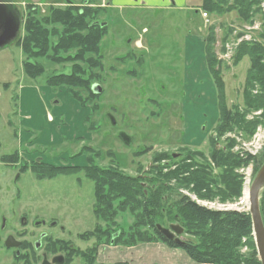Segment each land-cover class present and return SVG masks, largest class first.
<instances>
[{
    "label": "rangeland",
    "instance_id": "374dc122",
    "mask_svg": "<svg viewBox=\"0 0 264 264\" xmlns=\"http://www.w3.org/2000/svg\"><path fill=\"white\" fill-rule=\"evenodd\" d=\"M85 1L14 0L23 22L18 32L21 34L19 43L10 42L0 49V156L14 151L20 156L24 149L20 148L21 139L16 134L21 125L34 124L35 118L37 122L39 118L45 121V125L39 128L43 130L41 140L46 143L49 130L73 125L72 119L63 111L75 108L72 101H64L65 94L69 93L68 87L57 88L50 82L54 76L68 74L79 64L77 66L84 70L79 75L89 80L90 88L98 83L102 92L90 97L86 89L73 87L82 103L79 102L81 106L76 105V108L84 109L86 114L88 112L85 124L83 111L84 114H77L75 122L77 128L82 124V137L79 142L71 140L62 144L60 150L69 154L65 153L64 158L56 160L55 166L50 165L55 167L54 171L47 170L44 175H37L35 173L39 172L34 169V174L27 173L17 184L29 195L24 200L49 213L55 212L58 220L73 232V237L85 231L97 234L100 260L109 261V264L124 261L128 264H199L190 259L182 248L157 240L149 226L138 224L142 221L139 197L110 201L109 196L99 199L98 186H103L101 193L109 194V186L104 185V182H109V175L129 178L133 185L141 186L146 193L154 189L163 191L161 184H167L164 186H169V192L164 191L163 197L168 200L161 203L163 212L160 219L156 218V223L167 228L171 225L182 227L183 233L179 238L184 241H198V236L195 229L185 231L182 217L172 207L179 192L212 209L249 211L250 203L245 201L244 192L247 186L250 188L264 163V117L262 109L250 110L244 106L249 57H244L237 65L234 59L239 42L255 41L264 45L263 4L253 6L248 20L235 8L232 9L234 0L224 4L230 9L222 14L208 13L200 7V11L208 14V22L203 23L204 34H209L210 26L215 27L218 41L215 50L217 55H223L220 74L225 83L228 107H237L245 113L246 120L259 118L260 121L254 132L234 127L217 140V148H227V151L240 155L245 154L244 145L250 146L255 136L261 138L262 146L248 166L234 169L242 181V196L223 200L224 194L220 190L226 191V187L220 178L222 169L212 162V169L204 167L211 159L210 141L218 136L215 131L219 119L218 105L213 97L192 101L184 93L185 35L192 32L194 22L196 26L203 22L199 23L195 12L203 0H193L192 9L184 5L165 7L168 0H88V5ZM175 1L181 3L182 0ZM70 6L94 10L99 6L92 21L107 23L99 52L86 54L91 61L68 60L80 49L54 50L52 46L57 43V37H50V59L29 56L23 51L25 22L30 15L40 18L49 15L51 7L67 9ZM55 27L61 28L49 25L51 29ZM243 36H249L250 40L244 37L240 41ZM56 57L60 62L53 60ZM28 60L35 65H43L44 73L30 76L25 68ZM39 111L42 113L32 116ZM28 137L23 134V140ZM229 138L234 145L230 146ZM49 151L55 153V149L50 148ZM190 154L193 169L210 174L206 183L210 182L211 198H202L195 193V183H186V173L172 179L166 176ZM46 155L49 157L50 154ZM47 157L44 160H48ZM156 158H159L157 163ZM74 163H80L81 167L70 166ZM157 166L161 167V172L156 170ZM100 176H104L106 181ZM201 176L198 175L199 178ZM227 194L231 195V192ZM262 196L264 201V190ZM137 228L145 232V241L139 240L135 232ZM247 251V247L242 248V252Z\"/></svg>",
    "mask_w": 264,
    "mask_h": 264
},
{
    "label": "trees",
    "instance_id": "16d2710c",
    "mask_svg": "<svg viewBox=\"0 0 264 264\" xmlns=\"http://www.w3.org/2000/svg\"><path fill=\"white\" fill-rule=\"evenodd\" d=\"M227 3L228 0H203L202 4L198 6L208 13L222 14V12L230 9L229 6H224ZM261 4H263V0H234L232 9L235 8L244 19L248 20L253 6H259ZM70 7L67 9L51 7L49 15L40 18H36L35 15H30L31 17L27 18L25 22L26 36L23 41V51L28 55L30 54L29 56H45L50 59L51 57L48 52L51 44L50 37H57V43L52 46L54 50L64 49L68 51L74 48L80 49L74 56H69L72 59L67 58L68 60L78 59L84 60L85 62L91 61V58H87L86 54H97L99 52V43L106 30L105 27L93 25L92 23V17L96 15L98 8L94 10L89 7ZM49 25H59L61 28L55 27L51 29ZM205 43L206 60L218 90L219 119L215 127L218 136L212 138L210 141L212 147L210 153L211 159L204 167L212 169V162L216 167L222 169L223 173L220 178L226 187V191L220 190L224 194L222 196L223 200L229 198L238 199L242 196V181L240 175L236 174L234 169L248 166L256 156L232 153L230 150L227 151V148H217L216 143L219 136L225 134L227 131L233 130L234 127L248 133L254 132L260 121L259 118L246 120L245 113H241L237 107L233 109L228 107L225 95V83L220 74L221 59L218 58L217 51L215 50L217 39L214 26L209 27V34L205 38ZM235 53V65L239 64L246 56L250 59V66L244 87V106L250 110L262 109L264 117V45L255 41H243L238 45ZM57 58L53 60L60 62ZM77 65L68 74L54 76L50 82L51 86L57 88L61 86L68 87L69 93L78 102L81 101V98L79 97L80 95L77 96V92L74 90L76 87L78 89H86L90 97H96L98 94H95L90 88L89 80L79 75L84 70L81 66ZM25 68L27 69V73L32 77L44 73L45 70L43 65H35L29 60L26 62ZM229 141L230 146L234 145L233 140L229 138ZM158 161L159 158H156L155 163ZM192 161L191 154L186 156L182 164H177L176 168H174L175 170L167 172V178L172 179L173 176L177 177L180 174L183 175V173H186L188 175L185 178L186 183L189 185L191 181H194V188L196 189L194 190L193 188V190L195 193L202 198H211L210 182L208 184L206 183L207 177L210 174H205L203 170L201 172L195 171L192 167ZM156 170L161 172V167L157 166ZM198 172V175H203L201 178L196 175ZM102 179L106 181L105 177ZM95 180L97 183V178ZM104 183V185H108L110 188L109 194L101 193L104 190H101L103 186L99 185V199L101 197L107 198L108 196L109 201L110 199L116 198L126 199L129 197L130 199H135L139 197L138 206L141 208L139 217L142 218V221L138 224L140 226H149L153 229L157 240L163 241L171 247L182 248L189 258L196 263L261 264L253 235L252 217L249 211L212 209L199 204L189 195L179 192L177 198L173 201L172 207L182 217L185 231L188 232L189 230L195 229V235L198 236V241L185 240V244L180 246L174 243V241L165 239L156 229V218L160 219L162 216L161 213L163 212V208H160L161 203L163 204L164 200H168L165 196L163 197V192H169V186H164V183L163 185L161 184L163 191L154 189L146 193L141 186L133 185L129 178L121 179L117 175H109V182ZM228 191L231 192V195L227 194ZM260 207L264 220V201L262 194ZM175 220L177 221V219ZM138 230L139 232H137ZM137 231L135 232L139 235V240L145 241V232L140 231L138 228ZM243 247H247L248 251L242 252Z\"/></svg>",
    "mask_w": 264,
    "mask_h": 264
},
{
    "label": "flooded vegetation",
    "instance_id": "af4514ba",
    "mask_svg": "<svg viewBox=\"0 0 264 264\" xmlns=\"http://www.w3.org/2000/svg\"><path fill=\"white\" fill-rule=\"evenodd\" d=\"M14 3L17 12L18 7L16 2ZM85 4L88 5V0ZM20 17L21 27L23 17L21 15ZM92 23L101 27L107 26L105 21L99 23L98 20H94ZM2 31L3 26L0 22V35ZM20 38L21 34L17 35L11 43L18 44ZM19 130L16 136L21 139L20 148L24 149L20 151V156L16 151L9 152L7 156L5 154L0 156L2 163L0 168V264H109V261L100 260L101 252L97 234L85 231L73 237V232L64 222L58 220L55 212L49 213L38 205L28 204L30 201L24 200V197L29 195H26L25 190L17 187L27 173H33L34 169L38 170L39 173H35L37 175H44L47 170L54 171L55 167L52 168L50 165L55 166L56 160L64 158L65 153L69 154L67 151L60 150L63 147L62 144L71 140L75 143L79 142L81 136L77 133L67 136L63 127L58 126L55 129L57 141L46 143L41 140L43 137L41 128L21 125ZM58 131L59 134H57ZM23 134L29 135L25 138L27 140H23ZM119 134L121 135V132ZM36 146L37 148H34ZM50 148L55 149V153H50ZM46 154H50L49 157ZM32 156L35 158L33 159ZM44 157L48 160H44ZM74 159L76 160V157ZM28 161L32 162L28 163ZM70 166L81 167L80 163Z\"/></svg>",
    "mask_w": 264,
    "mask_h": 264
},
{
    "label": "crops",
    "instance_id": "0c3cea01",
    "mask_svg": "<svg viewBox=\"0 0 264 264\" xmlns=\"http://www.w3.org/2000/svg\"><path fill=\"white\" fill-rule=\"evenodd\" d=\"M193 0H182L181 3H177L175 0H168V2L166 3L165 7H188L190 9L193 8ZM130 2V1H128ZM196 16L200 19L199 23L201 20H203V22H201V25L196 26L195 22L192 25V32L191 33H186L185 35V49H184V55H185V70H184V84H185V89H184V93L186 94V96L192 100H199L200 101H204L206 100V98H210L212 99V97L214 98V100L216 101V104L218 105V90H217V86L215 84L213 75L209 69L208 66V62L206 60V43H205V38L206 35L204 34L203 31V23H205V19L201 14L200 8L196 9ZM191 21H194V18L191 19ZM198 23V24H199ZM205 26V25H204ZM197 27V28H196ZM206 27V26H205ZM64 93V92H63ZM64 101L67 103L69 100L72 101L73 105L75 108H69V109H64L63 111L65 112V114L72 120V124L73 125H65L63 127L64 132L67 134V136H72L73 133H77L79 134V136L82 137L83 131L80 129L82 127V124L79 128H77L75 122L77 119V114H80V112H84V109L79 110L76 108L77 106H81L80 103L75 100L71 94L67 93L64 96ZM208 107V106H207ZM206 110H208L206 108ZM49 112V110H48ZM82 112V113H83ZM42 112H36V113H32V116L34 117L35 114H41ZM85 113V122L86 123V118L88 115V112L86 114ZM83 113V114H84ZM31 114V113H30ZM36 117V116H35ZM43 117V114H42ZM34 119V118H33ZM43 121V122H42ZM42 122V123H41ZM26 125V124H25ZM27 125H31L34 126L36 128L41 127L42 125H45V121L43 118H39V121L37 122L36 118H35V122L33 123H29ZM58 127V126H57ZM56 127V128H57ZM192 128V126H191ZM55 129L54 131L49 130L48 131V143L57 141L58 137L55 133ZM87 132V130H86Z\"/></svg>",
    "mask_w": 264,
    "mask_h": 264
},
{
    "label": "water",
    "instance_id": "95a60500",
    "mask_svg": "<svg viewBox=\"0 0 264 264\" xmlns=\"http://www.w3.org/2000/svg\"><path fill=\"white\" fill-rule=\"evenodd\" d=\"M264 7V0H263ZM0 22L3 26L0 35V49L5 47L14 38L17 37L21 25V17L14 8V0H0ZM92 91L95 94L102 92V87L98 83L92 84ZM128 140V139H127ZM264 190V163L256 174L249 188V213L252 217L253 235L261 264H264V220L261 213L260 199ZM156 229L165 239L174 241L182 246L185 241L179 237L183 233V228L177 225H171L167 228L161 224H156Z\"/></svg>",
    "mask_w": 264,
    "mask_h": 264
},
{
    "label": "built area",
    "instance_id": "2783aa9c",
    "mask_svg": "<svg viewBox=\"0 0 264 264\" xmlns=\"http://www.w3.org/2000/svg\"><path fill=\"white\" fill-rule=\"evenodd\" d=\"M202 16L208 22V14H207V12H202ZM244 37L249 39V36H243L239 40L242 41L244 39ZM239 44H240V42H239ZM227 46L229 47V44H227ZM224 56H227V55H224ZM221 57H223V55H220V58ZM260 142H261V138H258V137L255 136V138H254L253 142L250 144V146L246 145V144L244 145V147H245L244 149L246 151L245 154H250L252 156H256L257 153L259 152V150L262 147Z\"/></svg>",
    "mask_w": 264,
    "mask_h": 264
},
{
    "label": "bare ground",
    "instance_id": "6f19581e",
    "mask_svg": "<svg viewBox=\"0 0 264 264\" xmlns=\"http://www.w3.org/2000/svg\"><path fill=\"white\" fill-rule=\"evenodd\" d=\"M32 62V61H31ZM34 63V62H33ZM244 198H245V201L249 204V198H248V195H249V187L247 186L246 189H245V192H244ZM97 262V261H96Z\"/></svg>",
    "mask_w": 264,
    "mask_h": 264
}]
</instances>
